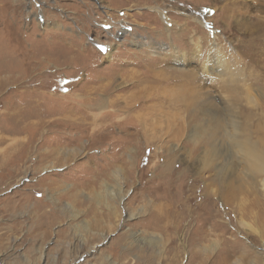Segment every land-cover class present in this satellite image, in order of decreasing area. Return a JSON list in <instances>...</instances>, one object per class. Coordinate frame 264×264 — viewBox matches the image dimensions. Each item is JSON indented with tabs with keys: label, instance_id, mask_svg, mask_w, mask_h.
I'll return each mask as SVG.
<instances>
[{
	"label": "rangeland",
	"instance_id": "374dc122",
	"mask_svg": "<svg viewBox=\"0 0 264 264\" xmlns=\"http://www.w3.org/2000/svg\"><path fill=\"white\" fill-rule=\"evenodd\" d=\"M228 133L264 154V0H0V264H264Z\"/></svg>",
	"mask_w": 264,
	"mask_h": 264
},
{
	"label": "bare ground",
	"instance_id": "6f19581e",
	"mask_svg": "<svg viewBox=\"0 0 264 264\" xmlns=\"http://www.w3.org/2000/svg\"><path fill=\"white\" fill-rule=\"evenodd\" d=\"M159 13V12H158ZM163 18V17H162ZM118 32V31H117ZM128 33V31L126 30V28H124V31L123 32H121V34H127ZM116 36V35H115ZM108 53H107V57H110V52L109 51H107ZM217 62V61H216ZM220 66V65H219ZM30 99V98H29ZM101 101V100H100ZM94 102V101H93ZM92 102V103H93ZM97 105L96 106H98V107H103V105H104V101H103V103L102 102H100V103H96ZM252 104H253V101H252ZM257 104V103H256ZM88 106V105H87ZM76 112V111H75ZM63 113V112H62ZM115 116V113H113V112H108V113H106V116H105V118L107 117V116ZM28 116V115H27ZM67 122V121H66ZM92 125H96V124H92ZM230 126H232L233 128H235V126H236V123L235 122H232L231 124H230ZM33 127V126H32ZM34 128V127H33ZM228 135H230L229 133H228ZM230 138H232L233 139V141H234V145H233V147L234 148H237L238 149V151L239 152H244V156H245V158H247V160H249V162L252 164L251 166H252V168L254 169V170H258L261 174H263V176H264V154L263 153H260L259 151H258V149H257V147L253 144V143H251L250 142V140L248 139V138H242V139H240L239 138V136L238 135H236V136H233L232 134L230 135ZM55 154V153H54ZM218 154V153H217ZM119 175V174H118ZM261 183H262V187L264 188V178L261 180ZM122 200V197H120V201ZM142 214H144V210L143 211H141V213H139L138 215H136V216H139V215H142ZM209 218H210V216H209ZM208 217L206 218V221L209 219ZM214 218H216V216H214ZM220 222H217V221H215V224H213L212 226H214L215 228L214 229H219V228H223V224H219ZM202 226V225H201ZM203 227H204V225L202 226V230H203ZM200 228V227H199ZM197 232H195V234H196ZM206 233V232H205ZM196 235H198V234H196ZM200 235V234H199ZM207 235V234H206ZM199 238H201V237H199ZM205 239V238H204ZM194 241V240H193ZM195 243H197V242H195ZM198 247V246H197ZM218 247H219V245L218 244H213L212 246H210V247H208V248H206L205 249V252H206V254H209V255H212L215 251H217V249H218ZM224 250V249H223ZM234 252V251H233ZM219 253H223V252H219ZM230 253V252H229ZM233 254V253H232ZM217 255H219V254H217ZM221 257V256H220ZM222 260H224V259H222ZM220 262V261H219Z\"/></svg>",
	"mask_w": 264,
	"mask_h": 264
},
{
	"label": "snow or ice",
	"instance_id": "6c2138e0",
	"mask_svg": "<svg viewBox=\"0 0 264 264\" xmlns=\"http://www.w3.org/2000/svg\"><path fill=\"white\" fill-rule=\"evenodd\" d=\"M102 51H105L106 49L101 48Z\"/></svg>",
	"mask_w": 264,
	"mask_h": 264
}]
</instances>
